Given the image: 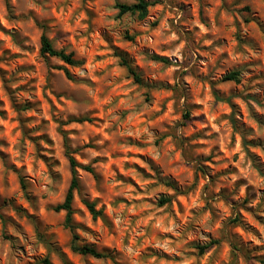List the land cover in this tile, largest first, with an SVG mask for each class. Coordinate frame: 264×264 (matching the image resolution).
Segmentation results:
<instances>
[{
    "label": "rangeland",
    "instance_id": "374dc122",
    "mask_svg": "<svg viewBox=\"0 0 264 264\" xmlns=\"http://www.w3.org/2000/svg\"><path fill=\"white\" fill-rule=\"evenodd\" d=\"M149 1L0 0V264H264V0Z\"/></svg>",
    "mask_w": 264,
    "mask_h": 264
},
{
    "label": "trees",
    "instance_id": "16d2710c",
    "mask_svg": "<svg viewBox=\"0 0 264 264\" xmlns=\"http://www.w3.org/2000/svg\"><path fill=\"white\" fill-rule=\"evenodd\" d=\"M134 2L132 4H127V3H120L119 9H120V15L123 16L125 14L131 13L133 15H136L138 19L143 20L147 17L148 12H149V7L152 5V2L149 0H133ZM43 33L41 36V54L43 56L47 57H57L64 62L70 64V65H78L80 64V61L77 60L74 56L73 52L68 53L64 49H57L52 40L49 38L46 32V26L43 24ZM133 37H131L132 39ZM120 64L124 67H126L127 71L129 74L135 79L136 82H141V76L137 72V70L133 67L132 62L127 58V57H120ZM69 75V74H68ZM70 76V75H69ZM241 76V71L240 70H234L228 74L225 75L224 80L226 81H239ZM218 98H220L218 96ZM231 123L233 124L234 127H236V120L234 115L232 114L231 117ZM89 120L86 117H81V118H71L67 122H83ZM64 135V140H65V148H66V153L70 162L71 166V173H72V179L70 186L68 188V191L66 193L65 199L61 204H58L54 209L56 211H65L66 212V217L64 221V226L68 228L72 234V248L74 251L81 253L83 255H91L95 258H105V257H111L110 253L107 251H99L96 247L93 245L89 244H82L81 243V238L79 234L77 233L76 227L77 225L74 223V209H73V201H74V196H75V191H79L81 189V183H80V178H79V168H83L88 172H91L95 174V169L92 165H81L77 159L74 156V151L72 147L69 144V139L67 136L66 132H63ZM246 144H250L247 141H244ZM23 181V180H22ZM173 186L175 189L176 187L173 184H170ZM23 187L26 188L25 182L23 183ZM172 197L171 196H164L161 198L160 203L162 205H165L171 201ZM85 204L88 207L89 211L93 215L94 218L102 217L103 212L102 210H97L96 208V203L95 202H90L88 200H85ZM235 222H238L239 219L236 218L234 219ZM219 240L212 241L209 244L206 245H201L198 246L199 250L201 253H204L208 248H210L213 244L219 243ZM42 264H53L51 259L47 256L45 257L42 261ZM118 264V263H116Z\"/></svg>",
    "mask_w": 264,
    "mask_h": 264
}]
</instances>
